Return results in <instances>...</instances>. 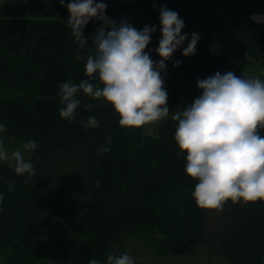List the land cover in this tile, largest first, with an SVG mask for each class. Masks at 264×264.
Returning a JSON list of instances; mask_svg holds the SVG:
<instances>
[{
	"label": "trees",
	"instance_id": "obj_1",
	"mask_svg": "<svg viewBox=\"0 0 264 264\" xmlns=\"http://www.w3.org/2000/svg\"><path fill=\"white\" fill-rule=\"evenodd\" d=\"M104 2L108 4L107 15L117 22L128 20L138 29L146 24L157 25V32L152 36L155 43L161 5L166 4L183 18L205 19L209 29L225 32V37L223 34L222 39L218 37L221 45L216 46L217 53L224 55L218 57L219 66L226 60L222 73L231 70L239 75L241 67L250 63V57H259L264 48V25L251 20L253 10L264 6V0ZM212 9L224 12L216 13ZM64 15L68 18L70 13L60 0H5L0 6V123L6 125L3 133L9 138L22 142L34 139L38 144L30 157L36 169L31 179L16 174L7 164H0V195L3 196L0 254L7 257L9 264H35L32 262L35 257L59 248L61 242L83 228H88L94 238L91 242L84 241L87 258L78 253L72 256L78 264H86L91 258L103 261L109 252L128 251L135 257L137 243L133 236L144 231L147 225L136 205L124 209L126 212L116 218L108 217L105 211L112 195L107 191L114 186V178L119 173L124 174L122 179L131 178L135 189L145 174L144 159L127 161L121 156L128 142L142 139L144 128L122 126L110 103L102 98L92 99L82 91L78 93L81 104L76 120L69 122L60 116L63 105L59 85L68 80L79 83L90 79L85 72L87 55L93 51L90 35L100 26L98 21H90L84 29V34L89 35L88 44L78 48ZM226 47L231 49L229 55L224 50ZM198 79L190 84L167 72L165 87L170 112L179 110L181 105L187 106L200 94ZM89 103L93 107L88 108ZM93 114L98 126L85 128L81 121ZM170 122H174L171 114L151 125L150 130L166 131ZM174 133L168 137L162 156L175 171L186 173L185 153L178 149ZM75 148L80 149L81 155L74 174H67L62 183L56 182L48 171L54 169L48 162L49 157L55 156V151ZM103 148L108 151H101ZM144 148V151L148 149L142 146L141 150ZM181 175V179L179 175L176 177L179 178L177 187H195L196 180L191 183L187 173ZM157 180L152 179L148 184H155ZM120 197L124 203L123 195ZM190 209L191 216L183 223L185 226L177 224L171 228L172 243H164L169 250L171 247L173 253L215 251L219 264L223 261L263 264L264 203L242 205L228 201L222 209H217L221 223L213 228L208 225V219L214 209L200 207L194 197Z\"/></svg>",
	"mask_w": 264,
	"mask_h": 264
},
{
	"label": "clouds",
	"instance_id": "obj_2",
	"mask_svg": "<svg viewBox=\"0 0 264 264\" xmlns=\"http://www.w3.org/2000/svg\"><path fill=\"white\" fill-rule=\"evenodd\" d=\"M60 4L70 13L66 23L78 48L88 44L89 35L84 29L89 22L98 21L100 25L91 35L93 51L85 63L90 79L59 85L62 118L76 120L81 91L110 103L122 126L149 131L151 125L171 114L177 122L174 140L185 153V172L197 181L192 195L200 207L222 209L228 201L264 203V79L237 75L231 70L216 71L197 80L200 94L191 103L170 112L166 62L177 50L185 57L195 55L200 33L183 32L186 23L179 13L166 4L159 6L161 36L155 52L161 59L157 61L151 58L149 48L157 25L146 24L138 29L128 20L117 22L107 15L104 0H60ZM251 19L264 22V13H253ZM181 64L177 60L174 66ZM97 80L99 83L93 82ZM81 123L85 128L98 126L95 114ZM5 131L6 125L0 123V133ZM37 148V142L29 139L9 153L0 136V162L31 179L36 174L35 165L25 159L24 153ZM87 264H136V258L128 251L109 252L103 261L91 258Z\"/></svg>",
	"mask_w": 264,
	"mask_h": 264
},
{
	"label": "rangeland",
	"instance_id": "obj_3",
	"mask_svg": "<svg viewBox=\"0 0 264 264\" xmlns=\"http://www.w3.org/2000/svg\"><path fill=\"white\" fill-rule=\"evenodd\" d=\"M4 2L5 0H0V6ZM212 10L216 13L224 12L222 9ZM253 13H264V6L255 8L252 14ZM180 17L183 18L181 15ZM64 18L67 21L66 15H64ZM183 19L186 23L185 28L182 30L183 32L190 34L196 31L200 33V40L197 44L198 50L195 55L190 57L183 56L182 51L177 50L173 54L172 59L166 62L167 72L180 80L190 83L198 78H206L216 71H221L226 60L219 66V63H217V61H219L218 57L222 58L223 52L219 55L217 53L218 50L216 51V46L221 45L218 37L220 36L222 39V34L225 37V32L214 28L209 29L208 22L199 17L191 18L185 16ZM220 20L219 22L223 24ZM227 22L229 23L228 20ZM160 36L161 33L159 31L157 42H153L152 38L151 44L149 45V48L152 49L153 59L157 61L161 59L158 53L155 52V48L158 47ZM214 36L217 38H214ZM185 46H187V41L185 42ZM224 50H226V55H229L231 49L226 47ZM177 60L182 61V64L178 67L174 66ZM239 75L245 77L258 76L264 79V57L256 60L253 59V63L242 66ZM176 127L177 122L174 121L168 124L166 131H161L160 129L143 131L141 140L133 139L124 146L125 149L121 152L123 159L127 161H140L144 159L147 168L144 170L145 174L141 176L142 178L138 181L136 189L131 186V178L127 180L122 179L123 173H119L120 176L114 178L116 185L114 184V186L107 191L108 194L112 195L107 201L105 211L108 217L112 216V218H114L115 216H119L122 212H126L124 209L136 205L138 212L147 220L145 230L133 236V239H135L137 243L135 246L136 264H219L215 251L198 250V252L196 251L194 253H173L171 247L169 250L165 245L168 244V242L172 243V234L174 233H172L171 228L177 224L184 227L185 224L183 223L187 219L189 220L191 216L190 204L193 199L192 192L194 191V188L190 189L185 186L177 187L176 182L179 179L176 178L177 175H179L181 179V176H183L181 174L186 173L175 171L162 156L167 139L175 132ZM0 136L3 137L5 147L9 153L18 147H22L24 143L11 139L4 133H1ZM142 146L148 149L144 151V148L142 151ZM31 154L32 152H25V159H30ZM54 155L55 156H50L48 159L50 166L54 169H49L48 171L51 177L56 179V182L62 183L67 174H72L74 172L77 158L80 157L81 151L75 148L70 149V151H55ZM0 164L7 163L0 162ZM187 177V180L191 181V183L195 181V179L188 174ZM152 179L158 180L155 181V184H148ZM123 180H125L124 183ZM145 181L146 183L144 184L143 182ZM130 190L131 193H129ZM134 191H138V193H132ZM117 193L119 198L116 195ZM122 195L124 203L126 202L125 205L121 203L122 200L120 196ZM209 216L208 225H211V228L221 223L217 209H214ZM93 238L88 228H83L77 234L61 242L59 248H53L44 255L35 257L32 262L35 264H78V261L74 260L72 256L78 253L87 258L88 255L84 253V241L91 242ZM262 262L264 264V255ZM0 264H9L7 257L3 253L0 254ZM220 264L229 263L223 261Z\"/></svg>",
	"mask_w": 264,
	"mask_h": 264
},
{
	"label": "crops",
	"instance_id": "obj_4",
	"mask_svg": "<svg viewBox=\"0 0 264 264\" xmlns=\"http://www.w3.org/2000/svg\"><path fill=\"white\" fill-rule=\"evenodd\" d=\"M251 16H252V14H251ZM253 22H255V23H258V24H261V25H264V22H256V21H254L253 19H251ZM260 55H259V57H257V58H252L251 59V57H250V63H253V59H258V58H261V57H264V48H262L261 50H260V53H259ZM249 63V64H250Z\"/></svg>",
	"mask_w": 264,
	"mask_h": 264
}]
</instances>
